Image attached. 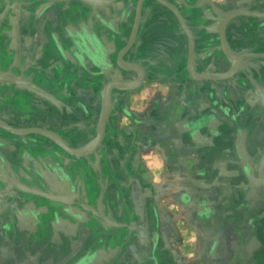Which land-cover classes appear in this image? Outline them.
Here are the masks:
<instances>
[{"label":"crops","instance_id":"1","mask_svg":"<svg viewBox=\"0 0 264 264\" xmlns=\"http://www.w3.org/2000/svg\"><path fill=\"white\" fill-rule=\"evenodd\" d=\"M138 1L0 0V121L24 131H0V264H264V17L228 18L237 64L195 79L170 8L141 0L132 36ZM165 1L196 73L229 69L228 12H264ZM110 83L136 85L85 154L34 132L88 142Z\"/></svg>","mask_w":264,"mask_h":264},{"label":"water","instance_id":"2","mask_svg":"<svg viewBox=\"0 0 264 264\" xmlns=\"http://www.w3.org/2000/svg\"><path fill=\"white\" fill-rule=\"evenodd\" d=\"M160 3H162L163 5H165V6H167L168 8H170L174 13H175V15H176V17H177V19H178V21L180 22V24L182 25V27L184 28V30L186 31V34L188 35V38H189V42H190V50H189V52H188V61H187V72H188V74L191 76V77H193V78H195V79H222V78H225V77H228L229 75H230V73L232 72H229V73H214V74H211V75H208V76H198L197 74H196V72L193 70V68H192V48H193V41H192V38H191V36H190V32H189V30L186 28V26H185V24H184V21H183V19H182V17H181V15H180V13L178 12V10L173 6V5H171L170 3H168L167 1H165V0H158ZM140 2H141V0H139L138 1V4H137V7H136V12H135V20H134V24H133V31H132V36L134 35V33H135V31H136V27H137V22H138V14H139V9H140ZM234 12V13H233ZM229 13H231V14H229ZM235 14H245V15H251V16H257V17H264V12H257V11H246V10H237V11H231V12H228L226 15H225V17H224V19H228V18H230L231 16H233V15H235ZM229 15V16H228ZM224 19L222 20V22H221V24L219 25V29H218V33H219V37H220V43H221V46H222V48H223V46H224V48L223 49H225V51H226V53L228 52V56L230 57V58H232L233 60H234V62H235V64H237V60H236V58L234 57V55L232 54V51L230 50V48H229V46H228V44H227V42H226V40H225V38H224V34H223V21H224ZM225 20V21H226ZM130 44V42H128L127 43V45H126V47H125V49L128 47V45ZM118 61V60H117ZM129 68H131V66L129 67ZM139 81V80H138ZM112 84L110 83V84H107L103 89H102V91L103 90H105V88L108 86L109 88H111L112 86H111ZM110 96V95H109ZM110 98V97H109ZM109 98H108V105H106V107L104 108V110H103V112H102V118L101 119H99V121H98V124H97V127H96V129L98 130V141L100 140V135H101V131H102V128H103V124H104V122H105V119H106V115H107V113H108V109H109ZM103 109V108H102ZM1 122V121H0ZM8 129H12V133H18V134H22V133H24V131L23 130H20V129H16V128H13V127H11L10 125H8V124H6V123H4V122H2ZM14 131V132H13ZM35 131H37V132H39V131H46V132H49V133H51V134H53L57 139H58V141H59V143H60V147L64 150V151H66V152H68V153H70V154H73V155H83V154H85V153H76V152H73L72 150L73 149H71V148H69L66 144H64V142L62 141V139L58 136V135H56L54 132H52V131H50V130H40V129H37V130H34V132ZM19 188V187H18ZM20 189H23V190H25V191H30L31 192V190H29V189H25V188H20ZM40 189H33L32 190V192L33 193H37V194H40V195H42V196H44V197H48L49 198V196L48 195H46V193H43L41 190L39 191Z\"/></svg>","mask_w":264,"mask_h":264},{"label":"bare ground","instance_id":"3","mask_svg":"<svg viewBox=\"0 0 264 264\" xmlns=\"http://www.w3.org/2000/svg\"><path fill=\"white\" fill-rule=\"evenodd\" d=\"M172 5V4H171ZM247 11V10H246ZM234 13V12H233ZM229 14H231V13H229ZM229 16V15H228ZM225 20L226 19H224V21H223V24L225 23ZM188 42H189V39H188ZM186 45V49H188L189 48V45H190V42L189 43H186L185 44ZM223 48H224V46H223ZM190 50V49H189ZM124 52V51H123ZM123 52H122V54H123ZM223 53L226 55V57L227 58H230L229 56H228V52L226 53V51H225V49H223ZM232 64L234 65L235 64V62H234V60L232 59V58H230V60H229V69L226 71V73H229V71H231L232 70ZM121 65V67H122V69L123 70H126V71H131V73H134L136 76H138V74H139V72L137 71V69H135L134 67L132 68V66H131V68H129L130 66H128V65H124V64H120ZM227 69V68H226ZM196 72V71H195ZM198 76H208V75H211V74H209V73H207V72H203V73H196ZM112 85V87L111 88H109L108 86L106 87V93L105 94H102L101 95V107H100V116H99V119H101L102 118V112H103V110H104V108L106 107V105H108V98L110 97L109 95H110V90L113 88V87H115V88H118V90H123V89H130V87L132 86V87H134V85H136V83H132L131 85H121V84H116V83H111ZM103 108V109H102ZM97 124H98V122H97ZM6 129L7 131H10V132H12V129L10 130V129H8L3 123H0V129ZM98 129V128H97ZM97 129H95V132L93 133L94 135L88 140V142H86V143H84V144H82V145H79L78 147H76V148H74L72 151L73 152H76V153H86V151H89L92 147H93V145H94V143L95 142H98V130ZM14 132V131H13ZM38 133H40V134H42L46 139H48L49 141H55L59 146H61L60 145V143H59V141H58V139L53 135V134H51V133H49V132H46V131H39ZM105 223H107V224H109V221H108V219H106L105 220V222H104V224Z\"/></svg>","mask_w":264,"mask_h":264},{"label":"rangeland","instance_id":"4","mask_svg":"<svg viewBox=\"0 0 264 264\" xmlns=\"http://www.w3.org/2000/svg\"><path fill=\"white\" fill-rule=\"evenodd\" d=\"M183 19V18H182ZM183 21H185L184 19H183ZM186 43H189L188 42V38H187V40H186V42H185V44ZM184 47H185V49H186V45H184ZM189 49H190V45H189V48L188 49H186L187 50V52H189ZM124 51V50H123ZM123 51H121L120 52V54L118 55V62L120 63V64H124L125 66L126 65H128V64H125V61L121 58L122 56H121V53L123 52ZM188 54V53H187ZM223 55H224V57L229 61L230 60V58H227L226 57V55L223 53ZM121 58V59H120ZM222 58V57H221ZM220 63L222 64V61L220 60ZM229 63V62H228ZM220 69V68H219ZM218 69V70H219ZM140 76V74H138V77ZM225 83H227V82H225ZM128 85V84H127ZM131 85V84H130ZM105 86H103V88H104ZM132 88V86L130 87V89ZM113 89H118V88H115V87H113ZM123 90H128V89H123ZM106 93V88H105V90H103L102 91V94H105ZM0 123H2V122H0ZM0 131H6V132H9L10 133V131H7L5 128L4 129H0ZM39 135H41V136H43L42 134H40L39 133ZM44 137V136H43ZM52 143L54 144V145H56V146H59L55 141H52ZM60 147V146H59ZM51 261H47V263L46 264H51L50 263ZM58 262H60V261H56V260H54V261H52V264H62V262H60V263H58ZM43 264H45V263H43Z\"/></svg>","mask_w":264,"mask_h":264}]
</instances>
